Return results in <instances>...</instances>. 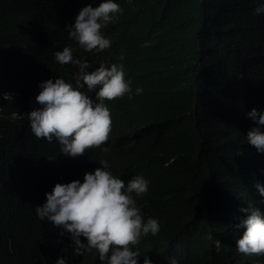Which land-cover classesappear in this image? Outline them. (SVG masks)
Returning a JSON list of instances; mask_svg holds the SVG:
<instances>
[{"label": "clouds", "instance_id": "obj_1", "mask_svg": "<svg viewBox=\"0 0 264 264\" xmlns=\"http://www.w3.org/2000/svg\"><path fill=\"white\" fill-rule=\"evenodd\" d=\"M178 1L183 8L193 7L202 14L211 27L226 26L231 15L236 24L212 63L214 78L219 81L226 76L228 83L214 84L211 92L200 93L195 114L203 122L220 118L213 134L229 139L228 151L209 170V190L203 200L193 199L190 226L171 239L154 214L158 207L151 196V182L136 175L125 183L96 150H109L104 146L116 111L113 101L133 96L124 65H107L89 52L111 51L113 44L122 42L125 27L132 21V0H81L65 8L59 44L53 38L39 43L37 32L28 24L31 0H17L21 2L19 19L10 13L9 18L17 25L26 17L32 34L30 43L22 46L20 42L21 47L28 46L23 52L31 55L58 45L62 51L55 52L54 58L69 72L67 78L39 80V91L24 115L35 140L33 161L24 165L28 174L24 186L38 196L33 213L39 237L35 242L15 240L20 233L13 219L8 246L16 259L27 256L33 264H264V73L259 72L264 58H255L264 37V4ZM19 4L13 2L11 14ZM55 8L63 9L59 4ZM243 60L253 68L250 75L241 67ZM142 93L143 88L135 89L136 95ZM17 94L16 90L0 91V113L4 107L10 109L0 115V122L8 114L18 117L11 112L16 99L8 102ZM256 173L262 174L255 179L248 176ZM183 239L189 241L182 243ZM162 242L169 244L165 250L152 248V243Z\"/></svg>", "mask_w": 264, "mask_h": 264}, {"label": "trees", "instance_id": "obj_2", "mask_svg": "<svg viewBox=\"0 0 264 264\" xmlns=\"http://www.w3.org/2000/svg\"><path fill=\"white\" fill-rule=\"evenodd\" d=\"M14 1L0 0V91L15 89L20 94L11 111L18 117L11 115L0 122V264H17L18 260L33 264L27 256L16 259L8 246L13 219L19 227L16 233H20L15 240L35 242L39 237V223L33 213L38 196L24 186L28 178L24 165L33 161L35 151L24 115L39 91V80L67 78L69 71L54 58L55 52L62 51L58 45L44 52L34 50L31 55L23 52L28 46H20L21 39L14 32L16 22L9 18ZM80 1L31 0L28 24L37 32L39 43L52 38L58 44L62 41L60 19L65 8ZM253 1L264 4V0ZM57 4L63 9L55 8ZM129 14L132 21L126 25L117 49L89 52L107 65L122 63L133 96L129 99L126 94L113 101L116 111L110 139L104 146L109 150H96L125 183L136 175L151 182V196L158 207L154 214L163 221L168 236L175 239L190 226L193 199L202 201L209 190L207 176L212 165L228 151L229 139L213 134L220 118L203 122L195 114L200 93L211 92L217 82L228 83L226 76L219 81L214 78L212 63L217 62L218 50L224 49L236 23L231 15L226 26L211 27L202 14L193 7L183 8L178 0H132ZM245 17L251 19L248 13ZM74 58L78 57L74 54ZM255 58H264V37ZM249 70L253 72L252 67ZM259 72L264 73V62ZM137 87L143 88L142 94H135ZM127 121L132 124L127 126ZM168 246L167 242L152 243L158 250Z\"/></svg>", "mask_w": 264, "mask_h": 264}, {"label": "bare ground", "instance_id": "obj_3", "mask_svg": "<svg viewBox=\"0 0 264 264\" xmlns=\"http://www.w3.org/2000/svg\"><path fill=\"white\" fill-rule=\"evenodd\" d=\"M16 1H17V0H16ZM260 21L263 22L262 19H260ZM26 28H27V27H26ZM17 30H18V29L16 28V29H15V33L17 32L16 34H17V35L20 37V39H21L22 37H21V35H19V33H18ZM261 36H262V35H258L257 37L260 38ZM23 37H25V35H24ZM255 37H256V36H250L249 39L254 40ZM119 46H120V42H119V41L112 45V47H116L115 49H117ZM241 57H242V58H245V55H242ZM248 65H249V64H248L245 60H243V62L241 63V67H245V69L243 68V71L245 70V71L247 72V75H250V70H249V68H248V67H249ZM246 69H247V70H246ZM252 69H253V68H252ZM217 81H218V80H217ZM215 85L218 86V85H219V82L215 83ZM14 90H15V89L12 90V93H14ZM11 98H12V99H11V100H8V102H12L13 99L18 100V99L20 98V94H17V96H11ZM11 104H12V103H11ZM13 107H14V106H13ZM13 107H12V110H13ZM3 109H4V111H3L2 113H0L1 117L7 115L8 111L10 110V109H8L7 107H4ZM8 115L10 116V115H12V114H8ZM211 117H212V116H211ZM131 124H132L131 122L127 121V126H128V125H131ZM209 126H210V124L206 125V127H209ZM136 130L139 131V129H137V128H136ZM130 132H131V131H130ZM53 155L55 156V153H54V152H53ZM261 165H262V164H261ZM255 168H256V166H255ZM255 168H254V170H255ZM261 168H262V167H261ZM217 170H218V175H221V172H220V168H219V167H218ZM250 172H251V171H250ZM253 174H254V173H253ZM260 174H262V173H260ZM260 174H259V173H256L255 176H251V175L248 174V176H249L250 178H254V179H255V178H257V176H259ZM219 181H220V179H219ZM259 184H260L261 186H263V184H261L260 182H259ZM255 191H257L256 188H255ZM19 251H20V249H19ZM237 259H238V258H237Z\"/></svg>", "mask_w": 264, "mask_h": 264}, {"label": "rangeland", "instance_id": "obj_4", "mask_svg": "<svg viewBox=\"0 0 264 264\" xmlns=\"http://www.w3.org/2000/svg\"><path fill=\"white\" fill-rule=\"evenodd\" d=\"M20 1H22V0H20ZM19 3H21V2H17L16 1V4H19ZM22 3H24V1ZM20 10H21V7H20V4H19V7H17V10L15 11V13L13 12L11 14V17H17V14H21V13H19ZM17 18L19 19V17H17ZM26 20H27V18L24 17V18H22L21 23L20 22L17 23V29H18L17 31H18L19 35H21V37H22L21 38V41H22L21 45L22 46H25V45H27L28 43H30L32 41V39H31L32 34L26 28V25H25ZM24 35H25V37H23Z\"/></svg>", "mask_w": 264, "mask_h": 264}]
</instances>
